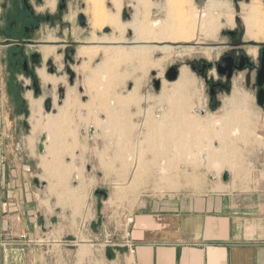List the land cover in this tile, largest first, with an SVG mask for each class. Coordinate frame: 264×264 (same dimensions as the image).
<instances>
[{
  "label": "rangeland",
  "instance_id": "1",
  "mask_svg": "<svg viewBox=\"0 0 264 264\" xmlns=\"http://www.w3.org/2000/svg\"><path fill=\"white\" fill-rule=\"evenodd\" d=\"M120 1L121 7H124V13L130 16V21H127L123 20L121 14L120 19L122 18L125 22L121 20L123 25L132 22L135 18L140 20L146 18L150 21L148 24L167 20L170 0H148L149 9H145L143 2L139 0ZM172 1L178 4V0ZM212 1L220 3L221 9L210 11L209 3ZM185 2L183 6L182 2L178 5L182 6L189 19L193 18L196 26L193 36L179 41L165 40L150 43L138 41L134 31L125 26H122V29L125 27L124 30L120 28L122 31L116 27L102 26V22L95 27L93 11H90V6L91 10L93 6L87 3L90 11L87 12L92 20L90 23L92 26L95 25L92 29H96L95 31L100 29L98 32L104 33V27L114 28L113 30H116L119 36L114 35L109 38L104 36V40L97 36L94 37L95 40H91L93 37L89 38L91 41L98 40L106 44L90 42L87 39L88 43L83 46L91 44L102 47L97 49V57L90 61L89 58L78 55L77 60L81 64L75 67L79 75L77 86L71 89L68 83L63 84L67 89V96L62 106L58 105L57 96L55 97L56 113H47L42 105V125H44L48 117L58 116L69 101L76 103V106L69 108V121L62 123L58 128L61 132L58 133V137L61 135L60 141L66 146H59L57 143L55 145V136L43 127L35 130L36 122L30 118L29 95L32 93L24 94L21 91L13 93L8 87L11 76L4 71L0 61L1 77L11 99L13 117H21L18 120L20 133L26 134L24 145L29 154L41 157L43 161V170L36 173L33 169L32 172L38 176L37 179L41 180H51L52 175L56 174L61 179L59 184L62 185V181L65 180L76 194L81 193L77 196L85 202L89 195L85 191L84 180L92 171L98 180V193H106L103 195L107 203L105 216L98 215L99 211L95 203H91L90 217L94 218L97 228L106 224L109 232L114 230L113 212L120 209L127 213L134 204L131 199L141 194L179 191L197 184L201 178L209 177L222 184L223 175L226 172L242 184L260 176V155L251 154L250 151L256 147H264V110L255 104L253 93L240 86L241 78L235 80L232 96L223 97V107L215 111L210 110L207 85L199 73L189 66L190 63L198 61L213 62L227 49L225 45H222L226 40L222 38L221 33L236 26L234 22V16H237L236 9L227 1L185 0ZM104 4L105 10L107 9L106 11L110 13L107 14L105 11L107 17L117 14L113 0H105ZM253 5L261 10L264 20V0H252L250 5H244L243 19L244 10ZM113 8L114 11L110 12ZM230 16H233V26L228 22ZM209 19L218 23L219 28L216 27L209 32L206 26H203V23ZM77 32L82 31L77 30ZM261 37L257 41L259 44L264 42V35ZM111 41L115 43L113 46H110ZM217 44L221 45L217 46ZM131 50H138V53L140 50L141 53V56L136 54L132 62L130 57L126 58ZM252 50L256 55L258 49ZM105 63L109 67L118 66L119 68L114 71L119 72L120 77L111 78L110 75H105L98 98L94 90H88L85 79L102 64L106 66ZM84 65H88L89 70L83 71ZM176 65L179 66L180 76L177 81L169 82L165 75ZM59 66L63 71L62 57L59 58ZM126 73L129 77L125 76ZM183 77L187 78V83H182ZM58 80L57 85H53L55 90L63 82L62 79ZM153 80L162 82L159 91L155 90ZM79 87L84 89L82 93L79 92ZM44 98L41 99L44 101ZM84 99L86 101H83ZM177 101L181 103L180 106L174 105ZM89 105H91L90 110L84 108ZM228 114H237L243 121L239 128H232L225 135L226 132L223 130L225 122L217 120L225 118ZM176 116L180 121L175 119ZM208 122L213 124L216 131L219 129L218 138H206L205 136L209 135L205 134H203L204 138L202 136L198 138L199 131L206 132L202 128ZM23 123L27 127L24 128ZM178 132L193 136H189L191 138L177 137ZM165 133H171V138L164 136ZM135 134L138 135L135 136ZM44 135L47 137L45 152L40 153L38 146ZM224 136L227 137H225L226 141L228 139V145H230L228 147L221 143V140H225ZM177 139L180 142L182 139H189L187 142L193 144V147L185 146L183 149L173 147L179 145ZM215 144H219L220 149L215 150ZM100 170L107 175L106 184L99 183ZM93 180H95L94 177ZM77 256L80 259L93 257L91 250L87 248H81Z\"/></svg>",
  "mask_w": 264,
  "mask_h": 264
},
{
  "label": "crops",
  "instance_id": "2",
  "mask_svg": "<svg viewBox=\"0 0 264 264\" xmlns=\"http://www.w3.org/2000/svg\"><path fill=\"white\" fill-rule=\"evenodd\" d=\"M92 37L96 35L93 34ZM89 41L91 42L90 39ZM100 47L91 44L83 46L84 49L82 52L78 51V55L93 60L97 57L93 53ZM52 52L47 50L46 55ZM101 66L91 74H99V77L86 78L87 85L96 81L95 84H89L91 89L86 85L90 91L100 90L102 77L105 75H110L111 78L120 76L119 72L118 75L114 72L118 66L111 67L112 70ZM82 70H89L88 65H84ZM39 73L41 75L42 71ZM125 75L129 77L127 73ZM1 76L0 71V245L4 242L14 244L0 246V264H264V147H256L250 151L251 154L260 155L259 177L243 184L231 177L222 184L210 177L201 178L197 184L187 189L138 195L131 199L134 204L130 211L126 213L117 209L113 212L115 228L109 232L106 224L97 228L94 218L90 217L92 202L99 211L98 215L105 216L107 212L106 198L98 193V180L92 171L84 180L85 191L89 195L85 202L78 198L80 192L76 194L65 180L62 185L59 184L61 179L56 174L52 175L51 180L37 179L38 176L34 175L33 169L36 173L43 170V161L41 157L29 154L24 145L26 134L20 133L18 125L21 117H13L11 99ZM40 77L44 83L53 85H57L59 81L50 79L46 72ZM187 82V78L183 77L182 83ZM99 94L100 91L96 93ZM36 100L43 103L42 99L29 96L30 110L33 112L30 118L37 121V130L44 125L43 104L40 102L38 107ZM73 103L75 102L69 101L66 108L61 110L60 116H56L54 120L49 117L51 122L47 120L44 126L49 127L44 128L49 133H56L57 136L53 133L57 137L54 139L59 146L62 143L58 132H61L57 126L69 121V108L76 106ZM174 105L180 106L181 103L177 101ZM88 107L90 105L84 106L90 110ZM232 115L228 114L226 118L217 120L225 122V132L231 128H239L242 124L243 120L237 114V117ZM177 116L175 119L180 121ZM210 123L202 128L209 129L208 132L199 131L198 138L208 133L210 138L218 137L219 129L215 131ZM23 126L27 127L25 123ZM166 133L164 136L171 138L172 135ZM176 136L193 135L178 132ZM221 143L230 146L227 145L228 142ZM180 146L177 147L183 149L184 146L193 147V144L185 143ZM214 149L218 150L220 146L215 144ZM98 175L99 183L106 184L107 175L101 170ZM22 235H27L32 244L19 242ZM110 241L115 242L112 246H106ZM127 244L134 247V253ZM81 248L91 250L93 257L80 259L77 252Z\"/></svg>",
  "mask_w": 264,
  "mask_h": 264
},
{
  "label": "flooded vegetation",
  "instance_id": "3",
  "mask_svg": "<svg viewBox=\"0 0 264 264\" xmlns=\"http://www.w3.org/2000/svg\"><path fill=\"white\" fill-rule=\"evenodd\" d=\"M219 1L231 4L236 9L237 16H234L236 26L221 33L226 40L222 45L227 49L213 62L204 60L207 64L205 73H199L207 85L209 108L212 111L221 109L223 97L232 96L235 80L241 78L240 86L253 93L255 104L264 110V106L259 105V92L264 90V42L259 44L246 39L247 31L242 16L244 5H250L252 0ZM87 11L86 0L0 1V61L4 71L11 76L8 87L13 93H32L35 99L45 97L44 108L45 102L51 99L55 109L56 96L59 105L60 91L66 99L67 89L63 84L68 83L74 89L79 80L75 70L81 64L77 60L78 49L87 44L86 40L93 34L98 38L119 36L110 27H104V33L94 31ZM110 11L113 12L114 8ZM121 14L123 20L130 19L123 10ZM113 44L115 43H110V46ZM253 48L258 49L256 55L249 53ZM47 50L53 52L46 55ZM60 57L63 59V71L59 66ZM201 62L198 61L199 64ZM40 71H45L51 78L62 79L63 82L55 90L52 83H44L39 75ZM259 82L263 85L260 86ZM83 91L79 87V92Z\"/></svg>",
  "mask_w": 264,
  "mask_h": 264
},
{
  "label": "bare ground",
  "instance_id": "4",
  "mask_svg": "<svg viewBox=\"0 0 264 264\" xmlns=\"http://www.w3.org/2000/svg\"><path fill=\"white\" fill-rule=\"evenodd\" d=\"M87 1V3H88V5H90L89 3H91V5L93 6L92 7V10H91V6H90V11H93L92 13H93V16H94V23H95V25L93 24V22H92V24H93V26H95V27H97L98 25H99V22H102V26H104V25H106V26H110V27H116V29L118 28V29H122V26H125V27H128V28H130L131 30H133L134 31V34H136L137 36H138V41H140V42H147V43H150V42H155V41H165V40H174V41H179V40H185V39H189V38H191L192 36H193V33H194V29H195V23H194V21H193V18L191 17L190 19L187 17V15L185 14V12L183 11V9H182V6L186 3L185 2V0L183 1V0H178V4L180 3V2H182V6H179L178 4L176 5V4H174V2L172 1V0H170V5L168 6V9H167V20H165V21H163V22H161V23H156V22H151V23H149L148 24V22H150V21H148L146 18H144V20H140L139 18H135L132 22H129V23H127L126 25H123L122 24V22H121V19H120V17H121V12H122V7H121V1L120 0H113L114 2H115V4H116V15H113V16H108L107 17V15H106V13L108 14L109 13V11L107 12L106 10H105V8H104V1L105 0H86ZM139 1H141V2H143V4H144V8L145 9H149L150 8V4L148 3V0H139ZM174 4V5H173ZM221 4L220 3H217V2H215V1H212V2H210L209 3V9H210V11H213V10H219V9H221ZM89 11V10H88ZM89 11V12H90ZM105 11H106V13H105ZM111 12V11H110ZM149 12V11H148ZM147 12V13H148ZM244 12H245V14H244V19H243V22H244V25H245V29H246V31H247V33H246V39L247 40H249V41H258L259 39H260V37L261 36H263L264 35V20L262 19V12H261V10L257 7V6H255V5H253V6H250V8L249 9H247V10H244ZM110 14V13H109ZM138 17V16H137ZM148 18V17H147ZM149 19V18H148ZM229 21V24H231L232 26L234 25V23H233V16H230V18L228 19ZM92 21V20H91ZM92 26V25H91ZM92 26V27H93ZM203 26H206V28L209 30V32H212L213 30H215L216 29V27H218L219 26V24L218 23H216V22H214V21H212V20H206L204 23H203ZM124 27V28H125ZM157 27V28H156ZM113 28V29H114ZM124 28L122 29V30H124ZM219 28V27H218ZM94 29V28H93ZM98 29V28H97ZM120 29V30H121ZM96 30V29H95ZM98 30H100V29H98ZM97 30V31H98ZM121 30V31H122ZM116 31V30H115ZM119 31V30H118ZM122 35H123V33H122ZM121 37V36H120ZM105 38V37H104ZM107 38H109V37H107ZM106 38V39H107ZM262 38V37H261ZM91 39V38H90ZM95 40V38H92L91 40ZM97 39V38H96ZM111 39V38H110ZM109 39V40H110ZM136 39V38H135ZM101 40H104L103 38L101 39ZM112 40H114L113 38H112ZM98 41V40H97ZM123 41H124V37H123ZM92 42V41H91ZM101 42V41H100ZM103 42V41H102ZM101 42V43H102ZM105 42H107V40L105 41ZM111 43H112V41H111ZM121 43V42H120ZM116 47V46H115ZM101 48V47H100ZM113 48V47H112ZM117 48V47H116ZM138 48V47H137ZM84 49V48H83ZM82 48L81 49H79V51H81V50H83ZM86 49V48H85ZM90 49V48H89ZM102 49V48H101ZM111 49V48H110ZM109 49V50H110ZM134 49H135V47H134ZM139 49V48H138ZM87 50V49H86ZM105 50V49H104ZM120 50V49H119ZM130 50V49H129ZM88 51V50H87ZM91 51V50H90ZM105 51H107V50H105ZM117 51V50H116ZM127 51V50H126ZM51 52V51H50ZM82 52V51H81ZM84 52V51H83ZM100 52V51H99ZM113 52V51H112ZM79 53V52H78ZM84 53H86V52H84ZM97 50H96V52H94L93 53V55L94 56H96L97 55ZM100 53H102V52H100ZM111 53V52H110ZM250 54H252V55H255V51L254 50H251L250 52H249ZM47 54V53H46ZM83 54V53H82ZM81 54V55H82ZM87 54V53H86ZM125 54H127V53H125ZM136 54H138L137 56H141V53H140V50H139V53H138V50H131L130 51V54H129V56H126V58H128V57H130V59H131V61H130V59H129V61L130 62H132V59L133 58H135V56H136ZM85 55V54H84ZM120 57H121V55H119ZM124 56V55H123ZM87 57V56H86ZM89 57V56H88ZM117 58H119V57H117ZM125 57H123V59H124ZM91 59V58H90ZM108 59V58H107ZM106 59V60H107ZM113 59V58H112ZM105 60V61H106ZM115 60V59H114ZM122 60V59H121ZM91 61V60H90ZM112 61V60H111ZM111 61H109V62H111ZM116 61V60H115ZM116 63V62H115ZM108 64H110V63H108ZM112 64H114V62L112 63ZM103 65V64H102ZM105 65H106V63H105ZM111 65V64H110ZM112 66V65H111ZM111 66H110V69L112 70L113 68H111ZM101 67H103V66H101ZM101 67L99 68V70H101ZM109 66H107L106 65V70H107V68H108ZM116 68V67H115ZM98 69V68H97ZM105 69V68H104ZM109 69V68H108ZM98 70V71H99ZM103 70V69H102ZM85 71V70H84ZM44 71H42V74L44 75V73H43ZM107 72V71H106ZM106 72H104L105 74H106ZM115 73H117V71H114ZM109 73V72H108ZM111 73H113V72H111ZM41 74V75H42ZM39 75H40V73H39ZM40 75V76H41ZM115 75V74H114ZM117 75H118V73H117ZM116 75V76H117ZM91 77H99L100 75L98 74V75H94V76H92V75H90ZM89 76V77H90ZM126 76V75H125ZM49 77V76H48ZM47 77V78H48ZM117 77H120L119 75L117 76ZM43 78H44V76H43ZM50 78V77H49ZM48 78V79H49ZM103 78V77H102ZM101 78V79H102ZM124 78V77H123ZM46 79V78H45ZM51 79V78H50ZM49 79V80H50ZM88 79V78H87ZM87 79H85V81L87 80ZM91 80H93L92 78H91ZM104 81V80H103ZM94 82V81H93ZM93 82H92V84H93ZM96 82V81H95ZM95 82H94V84H95ZM101 82V81H100ZM53 83H55V82H53ZM102 83V82H101ZM86 85H87V82L85 83ZM89 84L90 85H92L90 82H89ZM88 84V85H89ZM87 85V86H88ZM90 85L88 86V88H90L91 89V87H90ZM97 85H98V82H97ZM96 85V86H97ZM97 87H99V86H97ZM100 88V87H99ZM98 88V89H99ZM97 89V90H98ZM101 89V88H100ZM90 91V90H89ZM95 91V90H94ZM98 91H101V90H98ZM98 91H96V93L98 94ZM30 96V95H29ZM97 96H99V95H97ZM96 96V97H97ZM32 98H33V96H32ZM31 101V100H30ZM33 101V100H32ZM37 101V100H36ZM35 101V102H36ZM43 101V100H42ZM38 102V101H37ZM41 102V101H40ZM40 102H38V103H36V105L38 106V104H40ZM42 103V102H41ZM32 104V103H31ZM43 104V103H42ZM73 104H76V103H73ZM72 104V105H73ZM40 106V105H39ZM38 106V107H39ZM42 106V105H41ZM66 106H67V104H66ZM74 106V105H73ZM91 106V105H90ZM34 108V107H33ZM32 108V109H33ZM41 108V107H40ZM88 108H90V107H88ZM34 110H35V108H34ZM39 111L40 110H42V109H38ZM68 110V109H67ZM32 112V111H31ZM35 112V111H34ZM33 113V112H32ZM61 113H62V111H61ZM39 113H37V115H38ZM63 114H64V112H63ZM63 114H62V116H63ZM40 115H42V114H40ZM232 115V114H231ZM235 115V114H234ZM60 116V115H59ZM233 116V115H232ZM236 116V115H235ZM43 117V116H42ZM237 117V116H236ZM38 118V117H37ZM36 118V119H37ZM40 118H41V116H40ZM49 118V117H48ZM67 118V117H66ZM68 118H69V115H68ZM226 118V117H225ZM57 120H58V117L56 118ZM231 119V118H230ZM235 119V118H234ZM38 120H40V119H38ZM49 120V119H48ZM51 120H52V118H51ZM53 120H54V118H53ZM69 120V119H68ZM60 122H61V120H59ZM65 121V120H64ZM241 121V120H240ZM37 122V121H36ZM41 122V121H40ZM48 122V121H47ZM49 122H51L50 120H49ZM53 122V121H52ZM58 122V121H57ZM66 122V121H65ZM37 124V123H36ZM40 124V123H39ZM56 124V123H55ZM48 125V124H47ZM52 125V124H51ZM37 126V125H36ZM44 126H45V124H44ZM43 126V128H45ZM54 127H55V125H53ZM57 126V125H56ZM209 126V125H208ZM48 127V126H47ZM54 127H52V129L54 128ZM58 128H59V126H57ZM236 127V126H235ZM37 128V127H36ZM49 128V127H48ZM48 128H45V129H48ZM51 128V127H50ZM201 128V127H200ZM230 128H231V126H230ZM238 127H236L235 129H237ZM56 129V128H55ZM163 129V128H162ZM208 129V128H207ZM224 129H226V128H224ZM228 129H229V126H228ZM232 129V128H231ZM36 130V129H35ZM58 130V129H57ZM209 130V129H208ZM208 130H206L207 132H208ZM211 130V129H210ZM215 130V129H214ZM49 131V130H48ZM51 131V130H50ZM54 131H56V130H54ZM216 131V130H215ZM204 132V131H203ZM226 132H228V131H226ZM50 133H52V132H50ZM53 133H55V132H53ZM52 133V134H53ZM59 133V132H58ZM206 133V132H205ZM213 133V132H212ZM216 133V132H215ZM215 133H214V135H215ZM218 133V132H217ZM223 133V132H222ZM225 133V132H224ZM51 134V135H52ZM171 134V133H170ZM219 134V133H218ZM227 133H225V135H226ZM54 135V134H53ZM55 135H56V133H55ZM54 135V136H55ZM166 135H169V134H166ZM182 134H180V136H181ZM187 135V134H186ZM208 135H209V133H208ZM213 135V134H212ZM57 136V135H56ZM220 136H222V134H220ZM170 137V136H169ZM187 137V136H186ZM185 136L184 137H182V138H186ZM203 137V136H202ZM206 138L207 137H209V136H205ZM226 136H224V138H225ZM56 139H57V137H55ZM190 138V137H189ZM204 138V137H203ZM205 138V139H206ZM216 138H218V137H216ZM227 138V137H226ZM226 138H225V140H221V141H224V142H228V139H227V141H226ZM59 139V138H58ZM240 139V138H239ZM55 140V139H54ZM183 140H185V139H182V145H185V143H183ZM189 140V139H188ZM188 140H185L186 142L188 141ZM56 141V140H55ZM177 141H179V143L177 142ZM177 143L178 144H180L181 145V143H180V140H178L177 139ZM184 141V142H185ZM61 143H62V141H60ZM56 143V142H55ZM176 143V144H177ZM229 143V142H228ZM57 144H59L58 142H57ZM177 144V145H178ZM187 144H189L188 142H187ZM63 145V144H62ZM180 145H178V146H180ZM181 145V146H182ZM219 145V144H218ZM228 145V144H227ZM61 146V145H60ZM175 147H177L176 145H174ZM173 146V147H174ZM180 146V147H181ZM199 146H200V144H199ZM220 146V145H219ZM226 146V145H225ZM187 147V146H186ZM191 147V146H190ZM228 147V146H227ZM183 148V147H182ZM184 148H185V146H184ZM181 149V148H180Z\"/></svg>",
  "mask_w": 264,
  "mask_h": 264
},
{
  "label": "water",
  "instance_id": "5",
  "mask_svg": "<svg viewBox=\"0 0 264 264\" xmlns=\"http://www.w3.org/2000/svg\"><path fill=\"white\" fill-rule=\"evenodd\" d=\"M189 66L191 67V69L193 71H196L197 73H205V67L207 66V64L205 62H201V64H199L198 62H194V63H190ZM263 71H264V59H263ZM155 76V74H154ZM180 76V71H179V66L176 65L174 66L173 68L169 69L168 72L166 73L165 77H166V80L169 81V82H175L178 80ZM153 85H154V88L156 91H159L162 87V82L160 80H153ZM259 85L262 86L263 83L262 82H259ZM60 100H59V106H62L63 105V99H65V95L62 91H60ZM259 105L262 107L264 106V90H260L259 92ZM45 111L47 113H56V109L53 108V102L51 99L47 100L45 102ZM46 140H47V137L44 135L41 137L40 139V143H39V146H38V149H39V152L40 153H44L45 152V143H46ZM229 174L226 172L224 173L223 175V181L224 182H227L229 181ZM38 183V182H36ZM102 194L106 195L105 192H103Z\"/></svg>",
  "mask_w": 264,
  "mask_h": 264
},
{
  "label": "built area",
  "instance_id": "6",
  "mask_svg": "<svg viewBox=\"0 0 264 264\" xmlns=\"http://www.w3.org/2000/svg\"><path fill=\"white\" fill-rule=\"evenodd\" d=\"M18 241L19 242H23V243H26V244H32L31 242V240L27 237V235H22L19 239H18ZM12 244H14V243H12V242H4V243H2L0 246H3V247H8V246H10V245H12ZM15 244H16V241H15ZM106 246H112V243L111 242H107L106 244H105ZM127 246H128V248L130 249V251L132 252V253H134V251H135V249H134V247L132 246V245H130V244H127Z\"/></svg>",
  "mask_w": 264,
  "mask_h": 264
},
{
  "label": "trees",
  "instance_id": "7",
  "mask_svg": "<svg viewBox=\"0 0 264 264\" xmlns=\"http://www.w3.org/2000/svg\"><path fill=\"white\" fill-rule=\"evenodd\" d=\"M23 102V101H22ZM22 104V103H21ZM24 104V103H23Z\"/></svg>",
  "mask_w": 264,
  "mask_h": 264
}]
</instances>
